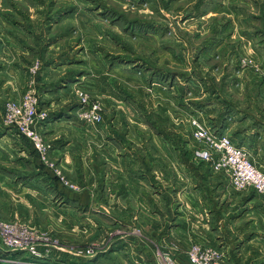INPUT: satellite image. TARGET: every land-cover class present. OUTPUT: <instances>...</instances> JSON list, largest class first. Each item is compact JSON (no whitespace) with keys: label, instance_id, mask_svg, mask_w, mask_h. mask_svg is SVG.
Wrapping results in <instances>:
<instances>
[{"label":"rangeland","instance_id":"rangeland-1","mask_svg":"<svg viewBox=\"0 0 264 264\" xmlns=\"http://www.w3.org/2000/svg\"><path fill=\"white\" fill-rule=\"evenodd\" d=\"M29 92L39 97L38 130L48 160L78 190L65 186L31 142L6 126L5 105ZM96 103L100 124L84 118ZM70 118L79 124V140L105 128L115 144L132 151L133 140H148L151 158L150 143L159 139L166 170L174 157L182 168L189 160L207 171L208 164L193 157L196 120L214 134L236 137L264 172V0H0V218L27 235L41 256L9 250L0 231V264H135L145 245L152 246L155 263L158 249L173 254L174 245L143 243L142 228L125 225L123 212H112L115 221L78 205L76 194L97 182L89 170L97 160L92 141L84 139L73 150L85 158L90 178H69L61 166L49 134ZM244 120L255 137L238 136ZM243 197L239 243L214 246L223 264L264 260V197L252 189Z\"/></svg>","mask_w":264,"mask_h":264},{"label":"crops","instance_id":"crops-1","mask_svg":"<svg viewBox=\"0 0 264 264\" xmlns=\"http://www.w3.org/2000/svg\"><path fill=\"white\" fill-rule=\"evenodd\" d=\"M71 121L72 118L54 124L49 139L68 177L78 179L82 175L90 177L85 158L76 156L73 147L84 139L92 141L89 147L93 146L91 155H95L94 160L97 161L89 170L100 185L96 182L90 191L76 194L80 207L84 209L86 205H91L92 210L115 221L119 218L112 212H123L125 225L138 222L142 228L145 234L143 243L162 248L174 245L173 254L179 264H189L186 254L193 244L216 247L234 238L237 242L238 228L244 219L238 211L245 208V192L236 191L225 173L212 171L206 164L207 171L198 170L189 160L182 168L174 157L171 169L166 170L164 146L159 139L153 138L150 143L151 148L156 150V156L150 158L148 140H133L134 152L125 143L124 146L115 144L105 134V128L92 138H85L84 135V139L79 140L75 138L79 124ZM247 121L237 123L239 129L236 132L240 137H255ZM262 136L263 133L255 140L260 142ZM89 141H83L84 146H88ZM137 146L141 147V151ZM128 155L134 159L124 160ZM75 171L80 174L74 175ZM151 247L145 245L141 248L140 256H136L134 263L145 261L155 264ZM256 264H264V260Z\"/></svg>","mask_w":264,"mask_h":264},{"label":"built area","instance_id":"built-area-1","mask_svg":"<svg viewBox=\"0 0 264 264\" xmlns=\"http://www.w3.org/2000/svg\"><path fill=\"white\" fill-rule=\"evenodd\" d=\"M38 107V95L29 92L22 100L9 101L5 105L4 122L7 127L14 128L31 142L40 154L42 161L55 172L65 186L72 190H78V185L68 180L63 170L55 162L48 160V149L38 130ZM100 111L101 106L96 103L84 118L94 124H100L103 120ZM193 125L196 128L194 139L199 143L193 152L194 159L210 165L217 172L225 173L236 191L245 192L252 189L264 197V172L252 162L248 153L238 147L230 136L214 134L210 129L202 128L196 120ZM0 231L4 237V244L9 250L13 252L26 251L29 257L34 259L41 257L35 244L29 242L27 235L18 234L13 226L3 222L1 218ZM156 256L155 264H179L175 255L170 252L158 249ZM187 260L190 264H223V254L218 248L193 244L187 252Z\"/></svg>","mask_w":264,"mask_h":264}]
</instances>
